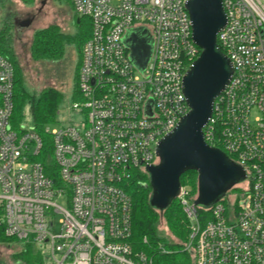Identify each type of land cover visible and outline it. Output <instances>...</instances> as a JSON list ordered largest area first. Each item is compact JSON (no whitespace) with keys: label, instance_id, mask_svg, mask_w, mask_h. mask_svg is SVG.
I'll return each instance as SVG.
<instances>
[{"label":"built area","instance_id":"2783aa9c","mask_svg":"<svg viewBox=\"0 0 264 264\" xmlns=\"http://www.w3.org/2000/svg\"><path fill=\"white\" fill-rule=\"evenodd\" d=\"M186 2L71 0L74 15L91 27L71 106L86 117L43 129L58 182L37 159L43 138L34 125L11 121L14 67L0 53V223L6 237L36 246L46 264H152L132 246L124 183L132 170L158 163V142L189 110L182 82L200 49ZM222 5L226 23L217 44L233 73L203 136L244 169L246 190L232 201L225 194L204 220L188 188L181 185L176 199L190 223L185 248L193 264H264V0ZM137 27L152 39L143 71L123 41Z\"/></svg>","mask_w":264,"mask_h":264},{"label":"water","instance_id":"95a60500","mask_svg":"<svg viewBox=\"0 0 264 264\" xmlns=\"http://www.w3.org/2000/svg\"><path fill=\"white\" fill-rule=\"evenodd\" d=\"M192 39L200 49L183 77V93L189 110L157 144V164L146 166L151 188L149 204L163 211L177 198L180 177L197 173L196 207L210 208L227 191L246 179L244 169L222 150L209 146L203 136L213 102L228 84L233 68L217 44V34L226 23L222 0H187ZM123 41L130 60L143 71L152 52V39L144 27L128 29Z\"/></svg>","mask_w":264,"mask_h":264},{"label":"trees","instance_id":"16d2710c","mask_svg":"<svg viewBox=\"0 0 264 264\" xmlns=\"http://www.w3.org/2000/svg\"><path fill=\"white\" fill-rule=\"evenodd\" d=\"M71 3V0H70ZM76 16V15H75ZM76 24L81 27V20L76 16ZM86 36H84L85 38ZM89 37V33L86 38ZM82 43V36H73L62 33L56 26H48L39 29L33 35L30 44V53L34 60H56L63 55V45L66 43ZM3 36L0 35V53H4L9 58L14 67V94H13V112L11 121L18 124L21 105L28 97L30 101V112L35 129L43 138V148L38 156L42 163L45 173L58 182L57 173L52 161L50 138L43 134L46 125L56 121L58 108L62 104V94L58 91L47 90L41 92L37 98L28 96V93L22 85L20 72L16 65L12 51L5 49L3 45ZM78 67L76 70V76ZM79 98V93L75 84V93L73 98ZM232 158V156H230ZM143 180H146L145 182ZM149 177L146 171L134 169L131 171L129 179L124 183V189L131 197L132 201V236L131 243L134 250L143 251L152 260V264H193V256L185 248L189 240V220L183 212L179 203L171 202L170 206L163 211L154 209L149 204L151 188ZM180 184L189 189L190 198L194 199L197 193V173L193 170L186 171L180 177ZM174 204V205H173ZM198 217L204 220L208 217L206 208L197 207ZM159 213L164 215L166 224L171 233L176 238L175 242L164 243L171 252H161L158 244L164 242L156 233V226L159 220ZM146 238V242L143 239ZM0 241L7 243L15 242L13 238L4 235L3 226L0 223ZM17 243V242H16ZM19 244V243H18ZM21 250L12 253V257L23 264H46L39 249L33 244H19Z\"/></svg>","mask_w":264,"mask_h":264},{"label":"rangeland","instance_id":"374dc122","mask_svg":"<svg viewBox=\"0 0 264 264\" xmlns=\"http://www.w3.org/2000/svg\"><path fill=\"white\" fill-rule=\"evenodd\" d=\"M76 19L70 0H0V35L3 36L5 49L9 48L12 51L22 85L28 96L37 98L41 92L47 90L58 91L62 94V104L58 108L56 117L57 122L46 125L50 130L70 122L79 123L86 117L84 113L71 109L72 102L78 99V97L73 98L77 79L76 70L80 64L83 44L91 30L87 18H79L82 22L81 27L77 26ZM52 25L64 34L76 36V39L77 36H82V43L76 40L74 43L64 44L63 55L56 60L36 61L30 53L33 35L39 29ZM2 54L4 55L3 52ZM18 124L28 127L33 125L28 97L21 105ZM245 190L246 184L240 183L227 191L226 196L232 201L240 198ZM173 203L177 204L178 199H174ZM59 204H62V201ZM59 220L60 217L57 215L55 234L60 233ZM156 233L160 239L164 240L158 244L160 251L171 252L164 243L175 242L176 238L169 230L164 215L160 213ZM20 250L16 242L0 241V264H23L11 255Z\"/></svg>","mask_w":264,"mask_h":264},{"label":"crops","instance_id":"0c3cea01","mask_svg":"<svg viewBox=\"0 0 264 264\" xmlns=\"http://www.w3.org/2000/svg\"><path fill=\"white\" fill-rule=\"evenodd\" d=\"M74 14V13H73Z\"/></svg>","mask_w":264,"mask_h":264}]
</instances>
